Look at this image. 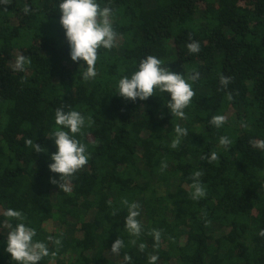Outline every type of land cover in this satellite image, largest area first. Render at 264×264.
Segmentation results:
<instances>
[{"label":"trees","instance_id":"1","mask_svg":"<svg viewBox=\"0 0 264 264\" xmlns=\"http://www.w3.org/2000/svg\"><path fill=\"white\" fill-rule=\"evenodd\" d=\"M61 2L0 4V264H17L5 251L8 233L20 222L5 217L9 208L26 216L34 239L50 252L57 249L48 237L62 234L56 256L39 264H126L125 254L133 264H149L150 255H158L156 264H264L258 235L264 229V149L250 143L264 141V0H96L110 9L117 38L115 47L99 50L98 74L88 81L86 62L71 60ZM192 40L198 53L187 48ZM21 54L31 64L17 72ZM149 55L192 84L187 119L172 116L167 92L135 102L116 92L119 80ZM194 72L200 79L193 83L188 76ZM221 74L232 78L226 89ZM61 107L93 121L76 135L90 159L74 175L71 193L50 183L59 174L48 167L57 151L48 136L59 128L55 111ZM214 115L226 123L209 124ZM177 124L188 135L172 149ZM222 136L232 143L221 145ZM29 138L47 151L27 147ZM212 152L217 161L201 160ZM161 161L168 165L163 172ZM196 171L207 191L200 200L191 199ZM125 199L140 205L139 237L126 230ZM152 229L162 232L158 249ZM117 238L125 247L114 255Z\"/></svg>","mask_w":264,"mask_h":264},{"label":"clouds","instance_id":"2","mask_svg":"<svg viewBox=\"0 0 264 264\" xmlns=\"http://www.w3.org/2000/svg\"><path fill=\"white\" fill-rule=\"evenodd\" d=\"M10 0H0V4L9 5ZM60 16V24L65 30L67 42L70 47V57L73 62H86V71L83 72L84 81L94 79L97 76L96 63L99 58V50L112 49L116 46L117 33L109 19L111 11L108 7L101 8L96 0H62L58 5ZM6 10V9H5ZM24 13L30 11L28 5L24 6ZM191 40V36L189 37ZM190 53H198L200 45L197 41L187 44ZM30 58L24 55H18L14 70L23 72L26 65H30ZM163 62L155 56L149 55L142 59L138 70L131 77H122L118 82V94L125 100L135 102L137 98L141 101L147 100L149 97L156 95V92H167L170 95V100L166 104L172 116L181 119H187L184 109L189 107L195 92L192 89V84L187 82L180 73L170 71L169 67H163ZM200 79V73L194 72L188 76V80L193 83ZM230 76L220 75V84L222 88H227L231 82ZM227 99L232 100L231 93H227ZM93 121L91 116L87 118L76 110L65 112L63 108H57L55 111V124L59 128L48 136L54 139L57 151L52 153L50 159L53 161L48 165L52 173L59 174V180L50 178V183L58 185L60 190L66 193H71V181L74 175L88 164L90 153L87 151V146L76 138V135H84L83 129L87 125L91 127ZM226 123V117L223 115H214L209 121V124L217 128L222 127ZM246 126V125H245ZM67 129V131L62 130ZM176 137L172 141L170 147L176 149L183 137L188 135L187 129L179 124L175 126ZM219 143L223 146H229L232 141L222 136ZM254 146L264 149V141L250 142ZM25 145L31 147L34 152H46L44 147L34 143L29 138L25 140ZM219 159L216 152H212L210 157L201 156V160H206L208 163ZM166 161H161L159 166L160 171L167 169ZM202 173L196 171L192 173L191 199L200 200L207 195L206 187L200 181ZM122 203L128 208V215L125 218L126 230L133 236L139 237L143 232V226L137 217L140 215L138 203H131L125 199ZM113 215H116L114 210ZM5 217L20 221L14 229L7 235V247L5 251L11 254L12 261L17 264H39V262L48 256L55 257L57 251L62 247L61 238L48 237V240L56 245L57 251H49L45 242L34 239L37 233L32 227L26 226V216L20 211L11 208L4 212ZM205 217L207 213L204 214ZM210 224V221L205 220V226ZM12 228L11 224L7 225ZM149 235L154 237L155 249L160 246L162 232L158 229H152ZM258 235L264 238V229H261ZM133 245L136 240H132ZM125 247L124 241L117 238L111 246V252L114 255H119L120 250ZM146 248L144 243L139 244V251L143 252ZM124 261L126 264H133L132 256L125 254ZM158 255L149 256V264H156Z\"/></svg>","mask_w":264,"mask_h":264}]
</instances>
